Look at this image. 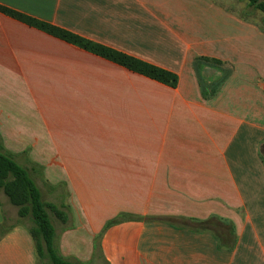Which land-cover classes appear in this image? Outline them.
I'll list each match as a JSON object with an SVG mask.
<instances>
[{"label":"crops","instance_id":"crops-1","mask_svg":"<svg viewBox=\"0 0 264 264\" xmlns=\"http://www.w3.org/2000/svg\"><path fill=\"white\" fill-rule=\"evenodd\" d=\"M0 5L179 78L171 87L0 11L1 142L35 181L32 172L64 187L60 204L71 211L55 227L60 255L86 264H264L263 25L217 0ZM26 152L29 166L19 160ZM5 204L13 206L7 196ZM5 219L0 197V225ZM211 219L222 240L198 229ZM9 225L0 264H37L28 223Z\"/></svg>","mask_w":264,"mask_h":264},{"label":"trees","instance_id":"trees-1","mask_svg":"<svg viewBox=\"0 0 264 264\" xmlns=\"http://www.w3.org/2000/svg\"><path fill=\"white\" fill-rule=\"evenodd\" d=\"M247 2L250 6H253L255 9L264 13V0H247ZM0 11L153 80L167 84L171 87H176L178 84L179 78L175 72L141 58L129 55L118 49L88 39L68 29L40 20L9 7L0 5ZM0 189H2L5 195L9 198V201L18 207V215L20 217H30L32 220L34 225L29 228V232L35 241L39 258L48 257L51 264H86L76 260L67 259L59 254L55 245L56 229L50 217L49 209L53 211L60 220L66 222L68 215L65 210L62 209L63 205L58 206L55 203L44 200L42 192L32 177L29 168L20 164L15 159V154L7 150L2 142H0ZM123 218V214L119 215V217L109 221L106 227L120 222ZM198 224V229L213 230L217 237L221 239V236L219 235V227H221L219 220L215 221L211 219L200 221ZM10 228L11 226L7 224L5 219L0 225V232L5 233L10 230ZM229 228L231 234L234 235V228L232 225ZM231 243L230 247L233 246L234 241Z\"/></svg>","mask_w":264,"mask_h":264},{"label":"rangeland","instance_id":"rangeland-1","mask_svg":"<svg viewBox=\"0 0 264 264\" xmlns=\"http://www.w3.org/2000/svg\"><path fill=\"white\" fill-rule=\"evenodd\" d=\"M221 3H223L224 6H226L227 8H229V10L239 13L243 16L252 18L254 20H256L257 22H259L261 25L264 26V13L258 9H255L253 6H250L247 2V0H217ZM0 142H1V136H0ZM19 160H22L21 162L23 164H26L27 166H29L30 163V159L28 156V153H24L21 154V157ZM33 176L35 177L38 185L41 187L42 192H43V198L45 201L47 202H52L57 204L58 206H62L61 202H64L65 199H63L64 197V187L62 185H56L53 187H51L52 185L47 182V180L45 179L44 176L42 175H34L35 173L32 172ZM0 197H2V199L4 200V215L6 217H8V220L10 222L9 223H14L17 222V220H21V221H25L28 223V225L30 227H32L34 224L33 222L30 221V217H26V218H22L20 216H18L17 211H18V207L15 205H6V196L4 195V192L2 189H0ZM66 197V196H65ZM67 200V198H66ZM61 203V204H60ZM63 208L66 209L65 212L68 214L69 211H71V209H69V207L64 204ZM49 213H50V217L52 219V222L54 224V226L56 227V225H58L59 228H61L59 226L61 220L56 216V214L51 211L49 209ZM56 241V239H55ZM37 264H51V261L48 257L45 258H39V261Z\"/></svg>","mask_w":264,"mask_h":264}]
</instances>
